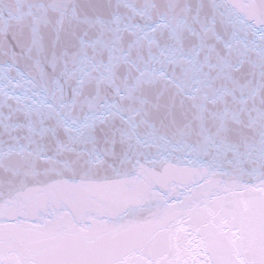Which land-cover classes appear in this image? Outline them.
<instances>
[{"label":"snow or ice","instance_id":"obj_1","mask_svg":"<svg viewBox=\"0 0 264 264\" xmlns=\"http://www.w3.org/2000/svg\"><path fill=\"white\" fill-rule=\"evenodd\" d=\"M0 264H264V0H0Z\"/></svg>","mask_w":264,"mask_h":264}]
</instances>
